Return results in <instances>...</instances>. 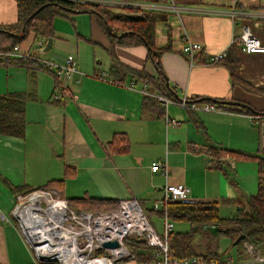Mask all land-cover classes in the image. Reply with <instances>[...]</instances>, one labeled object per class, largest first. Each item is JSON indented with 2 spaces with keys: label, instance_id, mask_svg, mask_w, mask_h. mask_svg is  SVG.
I'll list each match as a JSON object with an SVG mask.
<instances>
[{
  "label": "crops",
  "instance_id": "0c3cea01",
  "mask_svg": "<svg viewBox=\"0 0 264 264\" xmlns=\"http://www.w3.org/2000/svg\"><path fill=\"white\" fill-rule=\"evenodd\" d=\"M147 2L164 7L141 12L155 19L154 44L163 48L159 56L161 70L176 97L185 94L189 99L205 98L206 102L236 100L264 110V53H247L229 45L243 25L264 44V0ZM171 5L180 7L181 13L177 15L169 9ZM124 7L138 10L132 5L116 8ZM16 20L15 0H0V24ZM52 24L54 36L47 52L37 53L33 32L20 47L44 59L73 56L78 71L71 95L54 99V79L38 65L0 64V95L29 93L23 136L0 134L1 211L9 214L24 191L53 180H62L59 189L66 199L119 202L135 198L153 224V218L161 221V217L152 205L161 198L167 183L187 186L190 201L219 202V215L224 218L236 213L233 200L256 194V161L225 155L220 159L221 167L215 168L209 165L213 157L206 151L208 145H216L238 153L264 155L261 132L252 118L255 115L222 107L216 112L191 110L174 103L164 109L157 101L145 105L144 94L138 89L143 82L135 80L131 72L145 69L154 77L158 75L147 60L145 45L115 46L116 65L124 68L116 73L110 69L113 62L109 39L93 14L56 15ZM185 35L203 48L192 61L182 52ZM221 51L226 55L212 62ZM100 73L105 74L104 79L97 78ZM131 82L136 89L128 87ZM149 89L156 91L151 86ZM165 113L179 123L168 125ZM116 135L126 139L125 150L110 149ZM153 161L164 162L166 173L152 171ZM174 224V232L189 229L187 223ZM154 226L158 232L162 230V222L160 228ZM211 245L210 233L198 232L193 240L198 253L207 252ZM217 246L216 260L239 259L228 238H218ZM146 250L143 257L150 253ZM30 257L13 221H0V264H30Z\"/></svg>",
  "mask_w": 264,
  "mask_h": 264
},
{
  "label": "built area",
  "instance_id": "2783aa9c",
  "mask_svg": "<svg viewBox=\"0 0 264 264\" xmlns=\"http://www.w3.org/2000/svg\"><path fill=\"white\" fill-rule=\"evenodd\" d=\"M67 1L98 3L113 8L132 5L138 9L139 17L144 14L142 13L144 11L164 8L147 0ZM169 9L177 15L181 13V8L176 5L169 6ZM184 40L182 52L192 61L203 49L202 45L191 41L187 35ZM44 44L45 40L37 38L35 47L39 49ZM229 45L237 46L247 53H264V44L247 25H243L242 30L231 38ZM225 55L226 51H221L211 61L215 63ZM20 60L34 61L33 64L52 74L55 82L54 99L61 100L71 95V84L78 71L73 56L44 59L32 51L22 50L20 44L13 46L10 51H0L1 65L19 64ZM29 65L31 64L27 66ZM96 76L99 79L105 78L104 73ZM128 87L137 88L134 82L129 83ZM138 89L142 94L156 99L164 109L168 104L174 103L191 110L211 112L222 110L214 102L190 101L185 94L179 99H171L157 90L149 89L145 82ZM261 117L264 116H252L255 121ZM164 120L168 125L179 123L177 119L170 118L166 113ZM150 168L152 171L162 170L166 173V165L161 161H153ZM170 202H190L189 188L185 185L169 183L163 186L161 198L152 205L153 211L160 213L162 222L160 232L156 230L146 211L135 198L120 200L115 212L93 214L70 207L67 200L62 198L54 188L33 189L26 192L16 200L9 214L0 210V221L3 223L13 221V225L31 252V264H118L122 261H130L132 264H264V252L254 250L250 245H246L248 257L243 259L203 262L195 256L175 257L168 244V235L174 226L167 215V205ZM129 236L144 240L147 250H150L146 258L137 259L136 253L125 244V238ZM112 240L117 241V247L103 246L104 242ZM40 256H44V260H41Z\"/></svg>",
  "mask_w": 264,
  "mask_h": 264
},
{
  "label": "trees",
  "instance_id": "16d2710c",
  "mask_svg": "<svg viewBox=\"0 0 264 264\" xmlns=\"http://www.w3.org/2000/svg\"><path fill=\"white\" fill-rule=\"evenodd\" d=\"M129 1V0H123ZM17 5V20L11 24H0V51H10L13 46L23 42L26 36L33 32L36 38L46 41L48 37H53V18L56 15L73 13L74 11L87 12L94 15L99 27L106 34L110 42L109 53L112 58L110 69L118 73L124 70L120 65H116L114 54L115 46H134L143 44L146 46L147 60L151 61L157 70L158 75L152 76L145 69L132 70L135 80L145 82L161 94L171 99H177L174 88L168 84L165 74L161 70L159 56L163 48H157L154 44V17L151 14L137 16L138 10L130 7L116 8L98 3H76L67 0H15ZM44 6L39 12L32 16L27 22L26 19L34 13L36 9ZM115 10V11H114ZM24 25V30L22 27ZM108 27L112 33L108 32ZM123 34L122 36H118ZM31 60H20L19 64L27 66L33 63ZM218 62V61H217ZM29 93L14 92L7 95H0V134L22 137L25 129V101ZM190 101L205 102V98L189 99ZM215 102L216 99H208ZM209 102V101H208ZM244 105L235 106L217 103L219 107L228 110H237L251 115H264V110H256L249 104L240 101ZM145 105H154L156 100L149 95H144ZM261 119L256 120L258 130H261ZM203 129V128H202ZM127 141L122 136L116 135L110 142V149L122 151L126 148ZM264 150V149H263ZM206 151L213 159L209 161L211 167L220 168V159L225 155L231 156L235 160H254L258 166L257 192L255 195L247 196L244 199L233 200L237 205L236 213L231 217H221L219 215V202L217 201H190V202H170L167 205V215L173 222L188 223L189 229L186 232H174L168 235V244L171 253L177 257H198L203 262L216 260L218 256L217 240L226 237L233 242L239 235L244 237L234 246L239 259L245 258L244 244L250 245L254 250L264 252V155L238 153L231 150L222 149L216 145H208ZM264 153V151H263ZM62 180L49 181L46 184L27 189L22 194L33 189L54 188L59 195ZM11 188V187H10ZM14 189V188H11ZM66 199V198H65ZM69 206L77 210L99 214L101 212H112L117 210L118 202L113 199H93V198H67ZM148 215V214H147ZM216 224L219 226L218 236L211 235L213 241L212 248L205 253H198L193 247V240L198 232H203L199 228L194 229V225ZM209 234V232H205ZM125 244L136 253L137 259H144L142 253L146 249L144 240L140 237L129 236L125 238ZM147 251V250H146ZM57 264V263H50Z\"/></svg>",
  "mask_w": 264,
  "mask_h": 264
},
{
  "label": "water",
  "instance_id": "95a60500",
  "mask_svg": "<svg viewBox=\"0 0 264 264\" xmlns=\"http://www.w3.org/2000/svg\"><path fill=\"white\" fill-rule=\"evenodd\" d=\"M44 6H41L39 7L38 9H36L34 11L33 14H31L27 19H26V22L32 17L34 16L37 12H39V10H41ZM73 13H78L77 11H74ZM24 30V25L22 27V31ZM108 32L109 33H112L111 29L108 27ZM123 34H120L118 35L119 37L122 36ZM52 46V37H48L45 41V44L43 47L39 48L37 50V53H45L47 52ZM217 103H222V104H227V105H235V106H242L244 105L243 103H241L240 101H236V100H217L216 101ZM259 116H264V115H259ZM261 144H262V147L264 148V121L263 123L261 124ZM194 229H197L199 228L201 231L203 232H209L212 236L214 237H217L218 236V232H219V226L216 225V224H201V225H194L193 226ZM244 237V235H239L233 242L232 244L233 245H236L238 243L239 240H241L242 238ZM36 243V242H35ZM103 246L104 247H107V248H114V247H117L118 246V243L117 241L115 240H112V241H106L103 243ZM44 256H40V259L41 260H44Z\"/></svg>",
  "mask_w": 264,
  "mask_h": 264
},
{
  "label": "rangeland",
  "instance_id": "374dc122",
  "mask_svg": "<svg viewBox=\"0 0 264 264\" xmlns=\"http://www.w3.org/2000/svg\"><path fill=\"white\" fill-rule=\"evenodd\" d=\"M30 64V63H29ZM47 72V71H46ZM49 73V72H48ZM51 76H52V74H51ZM53 77V76H52ZM54 79V78H53ZM262 121H264V118H262ZM264 154V153H263ZM244 161V160H243ZM118 209V208H117ZM116 211V210H115ZM114 211V212H115ZM85 212V211H84ZM113 212V211H112ZM224 213L223 214H226L227 216L229 215V213H226L225 211H223ZM103 213H108V212H101V213H99V214H103ZM150 218V217H149ZM153 221L155 222L154 224H156V226H157V228H160V224H161V221H160V219H157V218H153ZM183 223H185V222H183ZM187 225H188V223H187ZM189 226V225H188ZM174 228H176V226H175V224H174ZM32 263V259H31V257H30V264Z\"/></svg>",
  "mask_w": 264,
  "mask_h": 264
},
{
  "label": "flooded vegetation",
  "instance_id": "af4514ba",
  "mask_svg": "<svg viewBox=\"0 0 264 264\" xmlns=\"http://www.w3.org/2000/svg\"><path fill=\"white\" fill-rule=\"evenodd\" d=\"M166 96V95H165ZM167 97V96H166ZM177 99H179V97H177ZM156 100V99H155Z\"/></svg>",
  "mask_w": 264,
  "mask_h": 264
}]
</instances>
